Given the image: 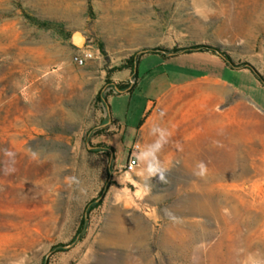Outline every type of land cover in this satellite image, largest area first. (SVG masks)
I'll return each mask as SVG.
<instances>
[{"label": "rangeland", "instance_id": "1", "mask_svg": "<svg viewBox=\"0 0 264 264\" xmlns=\"http://www.w3.org/2000/svg\"><path fill=\"white\" fill-rule=\"evenodd\" d=\"M194 44L217 47L235 65V107H215L225 126L203 140L202 170L175 161L166 171L138 164L125 172L122 127L105 125L99 100L120 92L116 84L128 87L118 68L128 58ZM84 49L92 57L78 64ZM256 75L264 81V0H0V264H100L110 256L115 264H233L239 254L264 264V86ZM243 165L260 229L254 224L233 246L225 226L210 224V239L185 244L183 221L209 222L177 211L187 194L204 200L187 189L201 184L191 172L211 179ZM218 211L227 215L225 206ZM138 218L148 226L143 252L114 240L117 225Z\"/></svg>", "mask_w": 264, "mask_h": 264}, {"label": "crops", "instance_id": "2", "mask_svg": "<svg viewBox=\"0 0 264 264\" xmlns=\"http://www.w3.org/2000/svg\"><path fill=\"white\" fill-rule=\"evenodd\" d=\"M121 72L129 85L107 98L105 125L111 123L114 133L122 127L127 156L137 143L139 149L132 154L148 171L170 170L175 161L187 170L201 171L203 140L217 139L219 127L225 126L215 107L220 102L226 103V112L235 107L234 69L218 54L192 51L144 53L133 72L129 68ZM241 86V92L250 96L247 86ZM104 144L114 152L111 144Z\"/></svg>", "mask_w": 264, "mask_h": 264}, {"label": "bare ground", "instance_id": "3", "mask_svg": "<svg viewBox=\"0 0 264 264\" xmlns=\"http://www.w3.org/2000/svg\"><path fill=\"white\" fill-rule=\"evenodd\" d=\"M235 144H237V142ZM248 171L249 170H247L243 165L238 171H221V174H217L211 179L203 177V175H201L199 172H191L195 180H201V186L198 185L197 182H194L191 183L187 189L192 188L193 190H198L204 200H198V194H187L182 200L181 207L179 206L180 209L177 211L182 214L187 213L207 215L209 216V219H207L209 222H206L204 226L196 221H183L182 237L185 244L190 246L210 239L215 232L214 230L219 228V225H223L227 228V240H229L230 244L233 246L238 244L242 233L245 235L254 224L257 226L256 230L258 228L260 229L262 222L259 214L261 213V210L259 208H255L254 202L250 201L249 199L250 195L247 184ZM231 180L233 183L230 182ZM212 181L215 183L212 184ZM221 206H225L227 208V215H221L222 213H219L218 210ZM130 223L131 224H127L125 226L119 227L117 225L115 227L117 230L114 240H117L118 243L122 245L134 241L138 244L137 246H139L140 250L143 252L146 249L144 241L146 240L145 237L148 226L143 218H138L137 221ZM231 223H233V226H230ZM210 224H216L215 229L212 231H207L206 226ZM235 228L237 231L234 230ZM219 239L220 242L224 240L222 237ZM115 261V257L110 256L109 258H101L98 262L100 264H115ZM250 262L251 261L247 259L244 254H239L237 261H235L233 264H251Z\"/></svg>", "mask_w": 264, "mask_h": 264}, {"label": "trees", "instance_id": "4", "mask_svg": "<svg viewBox=\"0 0 264 264\" xmlns=\"http://www.w3.org/2000/svg\"><path fill=\"white\" fill-rule=\"evenodd\" d=\"M88 10L91 11L90 5H88ZM25 17L30 22L37 25L38 27L58 29V25H56L55 23H52L50 21L39 20V19L33 18L32 16H29V15H25ZM192 51H210L212 53L220 55L221 58L223 59V61L228 66H232V67L235 66L231 63V60L227 54L220 52L217 47H214V46L208 45V44H194V45L187 46V47H182V48H178V49L172 48L170 50H165L164 52H162V51H160V52H161V54H170V53L171 54H177V53H181V52H192ZM136 63H137V60H134V57L132 56V57L128 58L127 61L124 64H122L121 66H119L118 68L119 69L129 68L130 71L133 72L135 70ZM256 76L258 79H260L262 81V85L264 86V81L258 75H256ZM126 87H127V85H123V84H116L115 85V88H117L118 90H124ZM96 98L98 99V96ZM99 101L103 102L107 106V99L105 97H103ZM103 191H104V189H102V191L100 192V194H99L100 196L103 194ZM99 203L100 202L94 203V205L99 204ZM82 230H83V225L81 223L80 227L77 228L74 236L72 237V239L70 241L74 242V241L78 240L79 238H81Z\"/></svg>", "mask_w": 264, "mask_h": 264}, {"label": "built area", "instance_id": "5", "mask_svg": "<svg viewBox=\"0 0 264 264\" xmlns=\"http://www.w3.org/2000/svg\"><path fill=\"white\" fill-rule=\"evenodd\" d=\"M92 51L89 49H84L81 54L74 56V61L78 64H83L92 57ZM139 146L137 143L133 144L129 155L128 160L125 161V163L121 166L125 172H131L134 170V168L138 165L137 156L135 154H132L133 151H138Z\"/></svg>", "mask_w": 264, "mask_h": 264}, {"label": "water", "instance_id": "6", "mask_svg": "<svg viewBox=\"0 0 264 264\" xmlns=\"http://www.w3.org/2000/svg\"><path fill=\"white\" fill-rule=\"evenodd\" d=\"M118 91H121V90H118Z\"/></svg>", "mask_w": 264, "mask_h": 264}]
</instances>
